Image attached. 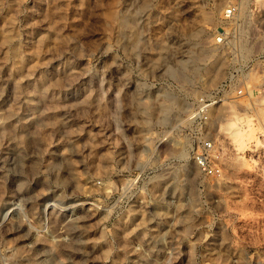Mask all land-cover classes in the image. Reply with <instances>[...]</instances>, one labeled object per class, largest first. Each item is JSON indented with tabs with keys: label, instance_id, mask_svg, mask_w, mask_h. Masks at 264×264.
I'll return each mask as SVG.
<instances>
[{
	"label": "rangeland",
	"instance_id": "1",
	"mask_svg": "<svg viewBox=\"0 0 264 264\" xmlns=\"http://www.w3.org/2000/svg\"><path fill=\"white\" fill-rule=\"evenodd\" d=\"M225 1L0 0V264H264V0ZM227 78L210 177L186 119Z\"/></svg>",
	"mask_w": 264,
	"mask_h": 264
},
{
	"label": "built area",
	"instance_id": "2",
	"mask_svg": "<svg viewBox=\"0 0 264 264\" xmlns=\"http://www.w3.org/2000/svg\"><path fill=\"white\" fill-rule=\"evenodd\" d=\"M236 12V6L230 5L222 14L225 19H233ZM221 40L219 38L218 41L221 42ZM248 91L246 86H234L232 79L227 78L194 102L188 117V122L195 130L189 138V155L198 172L206 176L218 177L222 171L219 162V148L216 142L207 135L210 126V110L220 105L229 96L243 97Z\"/></svg>",
	"mask_w": 264,
	"mask_h": 264
},
{
	"label": "bare ground",
	"instance_id": "3",
	"mask_svg": "<svg viewBox=\"0 0 264 264\" xmlns=\"http://www.w3.org/2000/svg\"><path fill=\"white\" fill-rule=\"evenodd\" d=\"M220 5H223L224 2L226 3L225 0H218ZM218 9H216L217 11ZM214 12H210L206 15H204L201 20L203 19V23H211L214 20ZM133 25V24H132ZM204 27V26H203ZM206 27V26H205ZM203 30V29H202ZM134 34V33H133ZM198 36V35H197ZM212 38H210L209 41H207L206 43L202 44V48L200 50L201 55L197 56V57H193L192 60H190V65H189V69L190 67H192L193 65H195L197 62L199 61H203L204 59L206 60L211 54L212 51H215V47L213 48V45L218 42L219 39H217V35L212 34L211 35ZM136 37V34H135ZM133 38V35L131 36V40ZM207 38H209L207 36ZM206 38H204L205 40ZM207 40V39H206ZM132 42V41H131ZM210 58V57H209ZM181 66L183 68V70L186 68V62H181ZM193 69V68H192ZM199 69V68H198ZM192 71V70H191ZM195 73H197L195 71ZM181 73H175L173 72L172 76L177 78L179 77V79L181 78L184 82L187 81V78L184 77V75H180ZM178 79V80H179ZM180 81V80H179ZM166 95V94H165ZM167 98V97H166ZM169 100V98H168ZM169 103V102H168ZM174 104V103H173ZM149 105V104H148ZM147 105V107H148ZM170 105V104H169ZM172 105V103H171ZM167 106V105H166ZM164 105V107H166ZM146 107V106H145ZM233 108V107H232ZM149 109V108H147ZM212 112V109L210 110L209 114ZM188 121V119H186V122ZM218 122L223 126V130L237 143L242 144L244 143V141L248 138L249 135L246 129H243L244 127H242L241 125V118L234 112V110L230 109H225V111H223L219 117ZM147 132L149 133V135L147 137H145L144 140H149V142L144 145V152L151 154L153 152V145L151 144L153 141V133L150 132V130L148 129ZM243 145V144H242ZM181 154H183V151L181 152ZM82 204H88V205H94L93 203H73L71 205L66 206L65 210H71V212L73 210H75L77 207L81 206ZM54 205H49V208H52Z\"/></svg>",
	"mask_w": 264,
	"mask_h": 264
}]
</instances>
